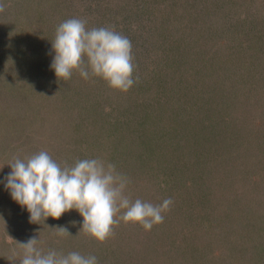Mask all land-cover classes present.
Wrapping results in <instances>:
<instances>
[{
    "label": "rangeland",
    "instance_id": "374dc122",
    "mask_svg": "<svg viewBox=\"0 0 264 264\" xmlns=\"http://www.w3.org/2000/svg\"><path fill=\"white\" fill-rule=\"evenodd\" d=\"M117 1L108 0L106 6L115 9ZM228 1L223 7V0H156L155 7H150L152 0H132V8L139 13H133L131 19L125 14L126 25L133 26V35L144 32L142 36L147 39L145 43L140 38L132 43L133 78L138 77L136 83L141 84L142 79L152 78L155 73L161 76L154 83L163 82L162 92H154L153 96L164 99L167 103L160 105L168 108L175 103L180 114H173L170 129H164L163 138L155 141L156 149L167 152L171 159L167 162L160 153L156 155V160L163 163L161 171L168 168V174L176 176L171 182L163 172L152 168L150 173L149 166L137 174L136 164L143 168L153 159L144 160V164L143 158L135 157L136 149L127 161L130 167L120 165L116 169L129 180L126 194L131 200L139 198L159 204L171 198L173 203L164 213V222L150 231L121 221L114 228V235L104 242L81 231L83 217L75 209L59 219L48 217L38 223L30 222L27 209L12 199L3 183L11 172L8 164L15 156L24 158L41 150L61 165L85 158L98 157L111 163L128 157L118 151L125 140L117 137L114 124L102 122L99 113L103 105H93L102 99L104 86L108 85L100 78L82 77L86 81L81 82L86 83L82 90L75 77L78 71L70 79L60 80L51 69L55 55L51 41L57 26L67 19L81 18L87 21V28L97 27L93 23L96 19L100 23L103 12L96 7L102 3L33 0L32 13L23 21L0 16V264H13L8 260L11 250L19 249L18 243L33 236L40 238L37 247L45 252L94 255L98 264H264V69L260 66L264 61V38L260 43L253 38L254 26L264 22V8H256L259 3L263 6V0H257L259 3L250 14L243 13L239 0ZM93 11V15L88 13ZM139 14L141 22H134ZM244 19L249 25L241 28ZM106 22L108 26L113 22L112 15L104 19L103 27ZM233 22L229 30L225 29L229 27L225 23ZM139 24L146 29H138ZM241 31L249 37L243 34L240 40ZM19 36L29 47V58L25 48V53L17 51ZM248 45L252 46V56L245 53ZM152 49L158 50L159 55H153ZM161 52H173L169 53V62H162L165 59ZM188 53L192 54L190 59ZM140 54L145 63L140 64ZM255 67L258 68L254 71ZM247 79L256 86L250 89ZM177 87L187 91L189 100L183 103L181 97L178 102L180 90L174 96L169 93ZM99 129H111L112 133L104 136ZM188 143L190 150L183 152ZM248 180L252 191L246 198L236 190L238 186L231 190L225 187L227 181L239 185ZM212 201L221 210L219 220L232 234L218 231L212 235L209 225L205 237H200L192 226L185 228L186 219L195 212L218 219ZM202 202L205 203L201 205ZM194 205L197 209L192 212ZM58 227L69 234L58 236Z\"/></svg>",
    "mask_w": 264,
    "mask_h": 264
},
{
    "label": "clouds",
    "instance_id": "9594fccd",
    "mask_svg": "<svg viewBox=\"0 0 264 264\" xmlns=\"http://www.w3.org/2000/svg\"><path fill=\"white\" fill-rule=\"evenodd\" d=\"M0 0V12L5 10ZM87 21L70 18L60 23L51 41L55 52L51 63L58 79L68 80L74 71L84 79L100 78L108 87L127 93L137 82L133 78L135 65L132 42L114 27H86ZM11 172L3 181L12 199L30 214V222L38 223L48 217L59 219L65 212L77 210L83 217L81 231L99 242L114 235V228L139 224L150 231L164 222V213L173 201L164 199L153 204L141 199L131 200L126 194L129 180L112 163L101 158L77 159L74 164L61 165L45 150L8 164ZM58 236L69 232L58 227ZM80 231V232H81ZM40 238L33 236L11 250L15 264H98L94 255L79 252L64 254L56 250L43 251L37 247Z\"/></svg>",
    "mask_w": 264,
    "mask_h": 264
},
{
    "label": "trees",
    "instance_id": "16d2710c",
    "mask_svg": "<svg viewBox=\"0 0 264 264\" xmlns=\"http://www.w3.org/2000/svg\"><path fill=\"white\" fill-rule=\"evenodd\" d=\"M100 1H101L102 5L96 7V10L101 9L103 12L102 13L103 17H101V14L98 15V17H101L100 23H97L98 22L97 19L93 23V24L96 23L97 28L103 27L104 19L107 18V20H108V17L110 18L112 15L113 22L109 26H108V23L106 22L107 23V24H105V25H107L106 27H114L117 32L121 33L124 36H127L131 40L132 43H134V42L136 43V41L139 38H140V41L142 40V42H144V43L147 41V39H144L142 36L144 34V32H141V34L138 33L139 35H137V34L133 35L132 30H131L132 25L130 27H128L126 25L127 20H125V14L127 15V17L129 19H131L133 13H139L138 12L139 10L135 11L134 8H132V0H118L117 4L115 5L117 8H115V9H111L110 6H106V3L108 0H100ZM152 1L153 2L150 5V7H155L156 0H152ZM239 1H240V3H239L240 7L244 9V12H243L244 14H247V13L250 14V12L254 13V9H256V8H258V9L261 7L264 8V3H263L264 0L262 1L263 6H261V3L257 2V0H239ZM3 2L5 3L6 7H5V10L3 12H0V16H3L5 18H11L12 20L14 18V21H15V18H17L19 21H23V19L25 17H28L31 15L32 10L35 6V4L34 5L30 4V2H33V0H3ZM228 2H230V1L223 0V5H224L223 7H225ZM256 4H258V7L254 8ZM89 10L90 9H87V11H89ZM104 11H106V13H104ZM88 13H90V15H93L94 11L88 12ZM249 14H248V16H246L248 19L250 18ZM140 17L141 16L139 14L138 18H136V19L133 18L134 22L137 20H140V22H141ZM234 23L235 22H233L232 24L225 23V26H229V27H226L225 29L229 30L232 27L231 25H233ZM240 24H241V28H244L245 25H249L247 19H244L243 21H241ZM253 24H254V22H253ZM93 27L94 26H92V28ZM140 27L143 29V31L146 29V26H144V25L140 26V24H139L138 29H140ZM234 27H236V26H234ZM132 28H133V26H132ZM262 29H264V22H262L261 24L257 23L254 26V31H256V33L254 34L253 38L255 40H257L259 43L261 42V39L264 38ZM166 33L169 34V32H166ZM240 33L242 35V36H239L240 40H241L244 32L241 31ZM244 35H246V34H244ZM246 36H248V35H246ZM164 37H166L167 39L169 38V36L168 37L164 36ZM17 39L19 40L17 42V45H18V47H20L19 49L16 48L17 51L19 53H25L23 51L25 48V51L27 50V55H25V56L27 58H29L30 55L28 54V51H30V50H29L28 45L25 44V42H24L25 40H23L24 38L22 36H19V38H17ZM189 39H190V36H189ZM190 41H191V39H190ZM250 41H252V38ZM261 43L264 44V42H261ZM250 47H252V46L248 45L245 48V49H247V50H245V53H250L249 55L252 54L251 53L252 49ZM35 48H39V47L37 46ZM152 51L155 52V53H152L153 55H155V54L159 55V53H160L156 49H152ZM161 53H162V57H164V59H165L162 62H164V61L169 62V53H171L173 55V52H168V53L161 52ZM141 54H143V53H141ZM141 54L138 55V57L141 58L142 57ZM189 56H192V54L191 53L187 54V57L190 59ZM143 58L144 57H142V59H140V61H139L140 64L143 61L145 63L146 59H143ZM257 59H259V57H257L255 60H257ZM187 62H189V61H187ZM172 65H174V63H172ZM260 66L262 67V69H264V61H262L260 63ZM246 67H248V66H246ZM256 68H258V67H255L254 71ZM173 73L177 74L178 72L173 71ZM173 73H169V75H174ZM196 73H198V72H196ZM166 76H167V74H166ZM75 77H76V79L79 80L77 82H79V85L81 86L82 90H84L85 87L82 86V84H86V83H81V82H86V81L81 80L82 77L80 75H77ZM147 77H151V75L147 76ZM160 77L161 76H159L158 74L155 73L152 78H148V79L144 78V79H142L141 84L135 83L133 85V87L130 89V91H129L130 93L128 92L125 94H123V92H122V94H119V93H121L120 91L113 90V89H110L109 87L104 86V89H106V93L103 95L102 99L97 100L93 104V105H96L98 103H101L103 105V111H101L99 113V115L101 116L103 124L107 121H110V125L114 124L113 126L115 127V130H116V132H118L117 137H119V138L123 137V140H125V141H123L122 144H119L118 151L120 153L128 154V157L125 158L124 160H120V162H114L115 160H111V163L114 164L116 167H118L120 165L124 166L125 168L127 166L130 167V165H127V161L129 159L130 155L133 156V150L134 149L138 150V152L134 153L135 157L143 158V163H144V160H149V158L153 159L151 161V163L153 162L152 164L149 163L150 161H148L149 164L144 165L145 164L144 163L143 168H142L140 163L136 164L135 169H137V174H139L142 171L144 172L145 168H147V170H148V166L150 168L148 170L150 173H152L153 169L156 172H163V171H161V170H164V168L162 167L163 163L159 162V160H156L157 159L156 155L159 153L161 154L160 157H163L167 162L171 161V159L167 156L168 155L167 152H165V151L160 152L161 151L160 149H156V146H155L156 142L155 141H157V140L159 141L163 138L162 136H164V134L166 133V132H163L164 129H166V128L170 129L168 124L172 122L173 114L176 113L177 116H180V114L175 110V108L178 107V106H176L175 103H173L172 107L168 108L166 106L160 105L162 103H164V104L167 103L164 101V99H159V97L153 96L154 92H162L161 89H163V82L160 84H155L157 79H161ZM94 78H95V80H98V78H96V77H94ZM170 78L171 77H169L168 79H170ZM101 81L105 85H107L104 80L101 79ZM150 81H153V83L149 84ZM247 82H250L248 84V87L250 89H251V87L253 88L254 86H256V83H252L248 79H247ZM177 90L181 91V95L177 99L178 102L180 101L181 97L184 99L183 103L185 101L189 100L187 97V93H186L187 91L182 90L181 88L177 87L176 90L175 89L172 90V88H171L169 90V93L172 92L171 93L172 96L177 95ZM79 91H80V89H79ZM236 95L239 96L238 93ZM227 97L229 98V96H227ZM256 97H257V94H254V97H253L254 101H255ZM91 99H93V97ZM172 99H174V98H172ZM245 100L247 102L248 98H246ZM111 101H112V103H111ZM229 102H232L231 99L229 100ZM102 105H100V106H102ZM243 107L244 106L241 105V108H243ZM259 108H261V106H259ZM158 112L161 114V116H156L157 114H159ZM166 112H169V114L171 113L172 116L169 114L165 115ZM158 118H161V119L158 121ZM150 121H151V123H149ZM110 130L107 129L105 132L103 130H100V133L104 136H109L112 133ZM203 138H205V133H203ZM188 145H189V143L185 146V149L183 148V152L186 151L187 149L190 150L191 146H189V148H188ZM146 149H148L149 151H146ZM185 155L188 159H192V158L188 157L189 155H187V153H185ZM194 156L198 157L197 154H195ZM175 157H176V155H174V158ZM198 160H199V158H198ZM203 160H204V158H203ZM107 162L109 163V160ZM118 163H119V165H118ZM167 169H165V172H163V176H164V178L171 179V182H172V180H174L173 178H175L176 174H172V172H169V174H168ZM145 176H147V175H145ZM249 183H250V181L248 180V183L242 182V183H239V185L238 184L235 185L233 182L231 183V182L227 181V184L225 187L227 190H231V189H234L235 187L238 186L236 188V190L242 191L241 197L246 198L248 196V194L250 196V193L252 191V190L249 191V188H250V186L248 185ZM167 184H168V182H167ZM223 195H226V194H223ZM152 197L155 198V200H156V197H154V196H152ZM214 197L215 196H213V198ZM198 202L196 203L197 205H198ZM212 202H210V204L212 205L213 211L217 212V218L218 219H214V217H212V218L206 217L205 212L204 213L201 211L195 212V210L197 209V206L194 205L195 209L192 208V212L194 211L195 214H193V217L186 219L187 224H186L185 228L192 226L193 229H196L197 235L199 234L198 236H200V237H205V235L207 234V233L205 234V232H207L206 226H209V225H210L209 227L211 229L212 235H215V233L217 234L218 231L219 232L222 231L223 233L226 232L227 235L232 234V231H229V229H226L227 225H225L223 223L224 221L219 220V216L221 217V213H220L221 210L218 209L217 206H214V202L213 203ZM204 203L205 202H202L201 205H203ZM248 203L249 202H247V204ZM217 204H218V202H217ZM263 204H264V201H263ZM245 206H246V204H245ZM202 210L205 211L206 209L202 208ZM263 213H264V210H263ZM220 225H223V228ZM139 227H142V226H139ZM256 246H258V248H259V245H256Z\"/></svg>",
    "mask_w": 264,
    "mask_h": 264
}]
</instances>
